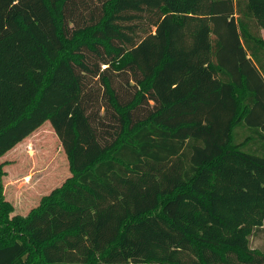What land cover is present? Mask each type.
I'll return each mask as SVG.
<instances>
[{
	"label": "trees",
	"instance_id": "1",
	"mask_svg": "<svg viewBox=\"0 0 264 264\" xmlns=\"http://www.w3.org/2000/svg\"><path fill=\"white\" fill-rule=\"evenodd\" d=\"M263 31L264 0H0V157L49 120L71 171L27 214L0 182V264H264Z\"/></svg>",
	"mask_w": 264,
	"mask_h": 264
},
{
	"label": "rangeland",
	"instance_id": "2",
	"mask_svg": "<svg viewBox=\"0 0 264 264\" xmlns=\"http://www.w3.org/2000/svg\"><path fill=\"white\" fill-rule=\"evenodd\" d=\"M0 166V182L5 198L14 205L13 214H27L71 175L67 155L49 120L1 156ZM263 244L262 239L253 241L254 246Z\"/></svg>",
	"mask_w": 264,
	"mask_h": 264
},
{
	"label": "crops",
	"instance_id": "3",
	"mask_svg": "<svg viewBox=\"0 0 264 264\" xmlns=\"http://www.w3.org/2000/svg\"><path fill=\"white\" fill-rule=\"evenodd\" d=\"M263 35H264V31H263Z\"/></svg>",
	"mask_w": 264,
	"mask_h": 264
}]
</instances>
